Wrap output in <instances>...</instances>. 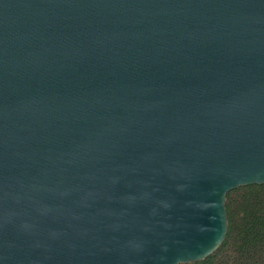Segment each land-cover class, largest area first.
Segmentation results:
<instances>
[{
    "label": "water",
    "instance_id": "obj_1",
    "mask_svg": "<svg viewBox=\"0 0 264 264\" xmlns=\"http://www.w3.org/2000/svg\"><path fill=\"white\" fill-rule=\"evenodd\" d=\"M264 184V0H0V264H189Z\"/></svg>",
    "mask_w": 264,
    "mask_h": 264
},
{
    "label": "trees",
    "instance_id": "obj_2",
    "mask_svg": "<svg viewBox=\"0 0 264 264\" xmlns=\"http://www.w3.org/2000/svg\"><path fill=\"white\" fill-rule=\"evenodd\" d=\"M226 232L205 259L189 264H264V184L225 195Z\"/></svg>",
    "mask_w": 264,
    "mask_h": 264
}]
</instances>
